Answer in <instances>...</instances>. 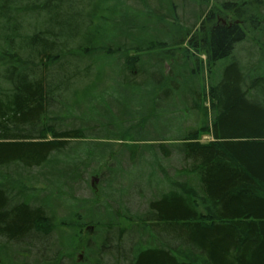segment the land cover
Segmentation results:
<instances>
[{"label":"trees","instance_id":"obj_1","mask_svg":"<svg viewBox=\"0 0 264 264\" xmlns=\"http://www.w3.org/2000/svg\"><path fill=\"white\" fill-rule=\"evenodd\" d=\"M70 1L0 0V239L19 247H27L29 239L49 243L52 233L65 228L63 223L55 222V212L41 204L36 206L35 198L28 197L24 181L46 179L47 173L54 174L53 182L57 183L50 186L58 189L66 179L63 187L71 195L68 182L81 183L84 175L98 174L95 170L102 166L73 162L70 153L77 143H85V133L74 127L57 129L61 121L50 117L53 114L50 109L57 105V100L63 99L59 104L64 109L67 99L75 106L84 102H77L74 94L66 97L75 82L84 81L78 70L84 58L92 60L93 54L99 53L102 60L121 51L105 43L92 44L88 35H84L82 42H76L80 37L78 29L85 26L76 22L75 16H69L70 11L67 14L70 4L68 8L64 5ZM201 1L204 8L198 11L191 32L187 29L181 42L204 57L209 76L207 88L202 86L201 95L197 93L195 98L199 107L192 105L202 116L201 124L193 130H178L180 136H172L167 133L169 130L161 133L163 121L151 125L152 118L158 119L152 107L138 117L118 105L112 118L116 127H123L114 133L121 140L127 134H138L133 130L143 128L161 135L143 140V150L136 145L141 141L137 138L135 145L127 148L126 163L122 162L123 153L112 150L109 145L112 142L108 141L111 138L106 135L105 141L89 144L93 152L86 147L90 155L87 159L101 153L103 160L104 151L109 152L106 159L122 157L119 162H106L105 172L99 173L100 180L106 177L99 185L102 188L109 185L110 176H115L117 169L137 167L138 156L150 152L154 157L158 154L163 163L158 162L155 169L151 166L149 179L159 172L167 189L153 190L144 208L134 213L126 209L127 205L107 202L105 212L95 214L91 200L69 196L78 203L77 207L94 212H85L83 217L70 215L77 224L75 233H68L65 244L64 235L54 244L53 264L66 252L73 262L77 249L95 255L92 264H104V255L115 256L117 261L113 264H264V73H254L255 61L259 64L262 60L264 64V0ZM28 19L32 24L27 27L24 22ZM48 20L56 30L47 29ZM86 22L89 27L91 21ZM244 45L246 48H242ZM239 50L245 51L244 64L238 58ZM138 61L136 56L126 55L122 71L126 75L116 82L121 83L119 88H142L130 80L137 76L136 71L139 73ZM89 67L91 64L83 71L87 73ZM178 82L168 80L162 91L155 86L158 95L152 99L154 107L172 106L168 103L172 92L180 88ZM91 89L85 87L88 95H93ZM206 100L208 108L204 106ZM183 102L187 103L186 97ZM103 109L109 119L111 108L106 105ZM183 113L190 110L183 109ZM64 114L57 113L60 118L66 117ZM204 136L208 138L206 142L201 140ZM58 156L64 159H57ZM172 160L176 167L171 175L168 169ZM69 164L73 169L66 176L59 177L54 171L59 165ZM136 191L142 193L141 189ZM132 214L148 223L150 234L145 229L141 234L147 235L144 245L140 240L133 242L130 251L133 258L131 255L127 258L122 245L130 232L121 222L126 221L125 217L133 222ZM87 226L103 231L95 250L89 238L82 247V231ZM5 248V244L0 247L1 264Z\"/></svg>","mask_w":264,"mask_h":264},{"label":"rangeland","instance_id":"obj_2","mask_svg":"<svg viewBox=\"0 0 264 264\" xmlns=\"http://www.w3.org/2000/svg\"><path fill=\"white\" fill-rule=\"evenodd\" d=\"M201 2V0H71L64 5L65 8H68L70 4V9L68 8L66 10L67 14H69L68 11H70L69 16H75L74 19L76 22H82L85 26V28L82 27L78 29L79 32L77 34L80 37L76 42H80L81 39L83 41L84 35H88L92 44L101 46L105 43L107 46H112L110 47L112 49L119 48V50H121L113 57L103 58L102 60L101 57L98 56L99 53L93 54V62L88 57L84 58L85 60H82L78 65V70L81 73V77L84 79V81L79 82H81L83 86H80L81 83L75 82V84H73L74 88H71L72 92L70 91L71 93L69 92L66 96L71 98L74 94L77 102H84L75 106L71 99H67L63 106H66L68 112L59 104L60 101H63V99H60L56 101L55 104L57 105L50 109V113H53L50 117L56 119V121H61V124L58 123V125H61L62 128L58 126L57 129L74 127L81 129L86 135L84 140L85 143H77L78 146L74 150L72 149L70 153L73 162H84L81 164L88 165L86 163L87 161L93 165L98 164V166L101 164L102 166L97 167L95 170L101 175L105 172L104 167L106 162H119L122 157L117 156L116 158L110 157L106 159L109 152L104 151L105 159L103 160H100L101 153L98 154L99 157L94 155L91 159H87L90 155H88L86 147L92 150L89 144L93 145L98 144L96 143L98 141H105L104 137L106 135L111 138V140L108 141L112 142L109 144L112 150L114 149V152L118 151L119 153H123L124 158L128 156L127 148L135 145V140L137 138L141 141L136 145L143 150L145 144L143 140L161 135L156 133L155 130L150 133L146 132V129L143 128L141 130H133L138 134H127L123 140H121V136L114 134L123 129V127H116L113 122L115 120L114 107L119 109L118 105L126 107L127 113L131 115L136 114L138 117L149 111L152 107V110H155V117L158 119L152 118L151 125H155L157 121L159 124L164 123L162 128L163 132L161 133L169 130L167 133L170 135L173 134L172 136H180V132L196 129L201 124L202 116L194 111L193 106L197 105V108L199 107L195 98L197 93L199 94V89H201L202 86L205 85L207 88L209 76L204 67V57L191 51L187 45H181L186 35V30L188 29L191 32L190 28L196 21L198 11L204 8V3ZM66 17H68V15H66L65 18ZM87 20L91 21L89 27H87ZM31 24V19L24 22V26L27 27L29 25L31 26ZM53 28L56 30V26L53 25V22L48 20L47 29L51 31ZM102 38H104L103 41L101 40ZM246 46L247 45H244L242 48H246ZM85 48L89 49L91 47ZM239 51L241 55L238 54V58L244 64L245 57L243 56L245 51ZM123 52H125V54ZM126 55L139 58L137 66L139 73L136 71L137 76L130 80H135L133 83L140 84L142 88L135 86L119 88L121 83H116L117 81L120 82L123 80L126 75L122 72ZM255 62L256 69L254 73H257V75L259 73L263 74L264 64L262 60H259V64L257 63L258 61ZM88 64H91V67L88 68V72L86 73L83 70ZM168 80H180V82H178L180 88H178L176 92H172L173 95L170 99L171 103H168L169 105L172 104V106L170 105L169 108L166 106L167 104H163L159 107H154L155 105L152 104V99L158 95V91L157 93L155 92V86L156 90L161 89L162 91L161 87L166 86ZM58 81L59 80H57V83ZM155 82H159L160 86L155 85ZM94 84H96V86H94ZM85 87H91L93 95H88ZM185 97L187 98V103L183 102ZM106 105L111 108L108 114L109 119H106L104 116L107 111L103 108H106ZM204 106L206 108L209 107L208 100L205 101ZM183 109H189L190 113H183ZM64 112H66V117L60 118L57 115V113L65 115ZM121 117L123 118V116ZM129 128L131 129L130 126ZM178 130H180V132H178ZM89 132H91L90 135ZM121 132H123V130ZM201 140L206 142L208 138L205 136L202 137ZM95 157L97 158L95 159ZM57 159L63 160L64 158L58 156ZM138 160V166L133 169H117L115 176H110L109 185L105 182L107 186L104 184V188L99 185L101 180H105L106 177L100 180L99 173H95L91 176L84 175L81 178V183H76V181L71 180L67 184L69 189L71 187V195H73L74 198L76 196L78 199L91 200L92 206L96 209L95 214L100 211L105 212L107 202L114 206L127 205L128 207H125L131 210V213L140 211L144 208V203L146 199L150 198L153 190H155V192L164 191L167 187L164 182L162 185V177L159 172L152 174V177L149 179L150 173L152 172L151 166L155 169L158 162L163 163V160L158 154L157 157H154L150 152H144L143 156H138ZM126 161L125 158L122 160L124 163H126ZM164 165L168 166L167 162H165ZM170 165L172 167L170 170L168 169V172L172 175L171 172H173L174 167H176L175 160L170 161ZM69 169H73V165H59L55 167L54 171H56L60 177L61 175L66 176ZM53 177L54 174L51 176L50 173H47V180L38 177L35 181H24V184L25 188L28 189V197L35 198L37 202L36 206L41 204L44 205L47 210L55 212V222L63 223L65 227L64 230L61 229L52 233L48 240L49 243H47V240L38 243L31 242L29 239L26 241L27 247L8 244L5 243L3 239H0V247H2L3 244L6 245V256L2 259L4 264H53L51 259L54 257V244L57 245L58 240H60L63 235L65 238L62 241L65 244L68 233H75L74 227H76L77 224L71 219L70 215L75 213L83 217L85 212H94L89 209L84 211L81 207H77L78 203L69 197L71 196L68 194L69 191H67V188L63 187L64 180L66 179H63L60 188L51 187L50 185H52ZM53 183L56 184L57 182ZM148 184H150V188ZM137 189H141L142 193H140V195L139 192L136 191ZM138 216L137 214H132L131 220H133V222L127 221L130 217H125L126 221L123 220L121 222L123 227L130 232L122 245V251L126 254L127 258H130V251L132 250L131 244L133 242L135 243V241L140 240V242L142 241L141 244L144 245L143 240L147 239V235L143 237L141 234H143L145 229L148 230L150 234V226L148 223L142 222L141 219H137ZM84 220L89 221L91 219L85 218ZM87 227L89 228V226ZM88 228L84 227L82 231L84 240L83 243L81 240L83 244L82 247L89 238L91 242L90 246L92 250H95V247L97 248L100 245L103 231H95V229L92 228L89 232ZM20 251H23V253H20ZM67 254L66 252L63 258L55 264H92L95 258V255L91 252L86 253L85 250L77 249L74 253L72 262L71 259L66 256ZM79 256H81L80 259ZM131 258H133V255H131ZM102 261L104 264H113L117 260L115 256L111 258V256L104 255Z\"/></svg>","mask_w":264,"mask_h":264},{"label":"water","instance_id":"obj_3","mask_svg":"<svg viewBox=\"0 0 264 264\" xmlns=\"http://www.w3.org/2000/svg\"><path fill=\"white\" fill-rule=\"evenodd\" d=\"M81 258V256H79V259Z\"/></svg>","mask_w":264,"mask_h":264}]
</instances>
